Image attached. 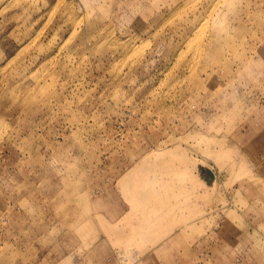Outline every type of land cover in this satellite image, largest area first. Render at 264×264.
I'll list each match as a JSON object with an SVG mask.
<instances>
[{
  "label": "rangeland",
  "instance_id": "1",
  "mask_svg": "<svg viewBox=\"0 0 264 264\" xmlns=\"http://www.w3.org/2000/svg\"><path fill=\"white\" fill-rule=\"evenodd\" d=\"M0 264H264V0H0Z\"/></svg>",
  "mask_w": 264,
  "mask_h": 264
},
{
  "label": "bare ground",
  "instance_id": "2",
  "mask_svg": "<svg viewBox=\"0 0 264 264\" xmlns=\"http://www.w3.org/2000/svg\"><path fill=\"white\" fill-rule=\"evenodd\" d=\"M146 219H147V218H146ZM146 219H145V220H146ZM148 221H149V220H148ZM144 222H145V221H144ZM146 222H147V220H146Z\"/></svg>",
  "mask_w": 264,
  "mask_h": 264
}]
</instances>
